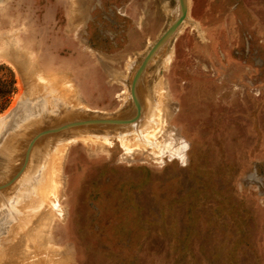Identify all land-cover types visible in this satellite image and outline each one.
I'll return each mask as SVG.
<instances>
[{"label": "rangeland", "instance_id": "1", "mask_svg": "<svg viewBox=\"0 0 264 264\" xmlns=\"http://www.w3.org/2000/svg\"><path fill=\"white\" fill-rule=\"evenodd\" d=\"M175 4L0 0V264H264V0H188L136 125L28 150L126 113Z\"/></svg>", "mask_w": 264, "mask_h": 264}, {"label": "bare ground", "instance_id": "2", "mask_svg": "<svg viewBox=\"0 0 264 264\" xmlns=\"http://www.w3.org/2000/svg\"><path fill=\"white\" fill-rule=\"evenodd\" d=\"M180 0H176V4L173 8V21H175L179 15H181V12H182V9H181V5H180ZM172 21V23H173ZM14 39V36L12 34H6V33H1L0 34V59H15V57L17 56V54L13 53V50H14V43H13V40ZM20 41V40H19ZM168 42V41H167ZM167 42L160 48V50L157 51V53L154 55V57L151 59L150 63L154 62V60L159 56V54L165 50V46L167 45ZM17 45V44H16ZM16 50V49H15ZM18 52H19V48L17 49ZM23 51V50H22ZM20 53V52H19ZM15 54V55H14ZM28 57V56H27ZM143 59V58H142ZM141 61L137 64L136 66V69L134 70V73L131 77V82H132V79H133V76L134 74L136 73L139 65H140ZM150 65V64H149ZM149 65L146 67L145 71L143 72V75H141V78L139 79L138 81V84H137V88H136V92H137V95L139 97V100L141 101V111H142V114L143 115H146L148 113V108H147V105L145 104L144 102V95L143 94V86H144V83H145V78H147L146 74L149 70ZM146 85V84H145ZM131 106V105H130ZM137 108L135 107V105L133 104V106L126 112V113H120L118 116H104V117H98V116H90V115H87V114H81L79 116H74L70 119H67V120H64L62 122V124H65V123H68V122H71V121H76V120H79V121H90L89 125H91V128L90 129H125L129 126H132V125H136L138 123V119L137 120H133L129 123H113V122H109V121H92L93 119L95 118H108V119H115V118H128V117H131V116H135L137 114ZM96 112V111H95ZM141 116V114H140ZM149 117V115L147 116ZM146 117V118H147ZM145 118V117H144ZM83 123V122H82ZM81 128V127H80ZM40 130H35L33 132V134L31 135V137H29L27 139V142H28V150H31V148H33V146L35 144L39 145V142L41 139V137H43L44 135L40 136L36 142L32 141L33 137L39 133ZM45 131V130H44ZM126 131V130H125ZM61 132V131H60ZM124 132V131H123ZM86 133V132H84ZM47 135V134H46ZM51 135V134H50ZM32 141V142H31ZM34 142V144H33ZM33 144V145H32ZM36 145V146H37ZM34 152V151H33ZM36 154V153H35ZM26 155V154H25ZM24 155V156H25ZM28 160H29V156H27L25 158V162H24V167L22 168V166L19 167V169H21L19 171V173H23V170L24 168L26 167V164L28 163ZM14 176V175H13ZM9 183V182H8ZM7 183V184H8ZM6 185V184H5Z\"/></svg>", "mask_w": 264, "mask_h": 264}, {"label": "water", "instance_id": "3", "mask_svg": "<svg viewBox=\"0 0 264 264\" xmlns=\"http://www.w3.org/2000/svg\"><path fill=\"white\" fill-rule=\"evenodd\" d=\"M179 3L181 5V9H182L181 15H179V17L167 27V29L157 38V40L154 42V44L148 49L147 53L144 55L143 59L141 60V63L139 65L136 73L133 76L130 90H131V94H132L133 103L138 110L137 114L135 116H131L128 118H115V119L114 118L113 119H111V118L110 119H108V118L107 119L106 118H104V119L95 118L92 121H109V122H113V123H129L133 120L135 121V120L140 118L142 107H141V101L139 100V97H138L137 92H136L138 81L141 78V75H143V72L145 71L146 67L149 65L151 59L157 53V51L160 50V48L175 35V33L178 31V29L181 27V25L186 20V18L188 16V10H189L188 0H180ZM82 122H84V121L76 120V121H71V122H68L65 124H61V125H57V126L45 129V131H41V132L37 133L33 137L32 141L36 142L37 139L42 135L57 133V132H60L62 130H66L69 128H73L75 126L82 125ZM10 135H9L10 138L7 137L6 139L9 138L12 140V138L14 137L13 132ZM34 142H33V144H34ZM13 144H12V141H10L9 143L6 141L4 143L1 142L0 153L3 151V149H2L3 147H5L7 150L8 148L12 147ZM1 166L3 167V164ZM17 175L19 176V173ZM17 175L12 177L9 182L13 183L16 180V178L18 177Z\"/></svg>", "mask_w": 264, "mask_h": 264}, {"label": "trees", "instance_id": "4", "mask_svg": "<svg viewBox=\"0 0 264 264\" xmlns=\"http://www.w3.org/2000/svg\"><path fill=\"white\" fill-rule=\"evenodd\" d=\"M10 101V97L8 94L0 95V112L6 109Z\"/></svg>", "mask_w": 264, "mask_h": 264}]
</instances>
